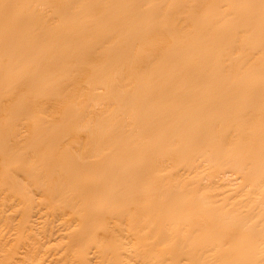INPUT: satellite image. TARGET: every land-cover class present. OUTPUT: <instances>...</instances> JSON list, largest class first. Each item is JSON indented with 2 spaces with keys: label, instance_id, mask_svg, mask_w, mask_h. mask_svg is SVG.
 <instances>
[{
  "label": "rangeland",
  "instance_id": "obj_1",
  "mask_svg": "<svg viewBox=\"0 0 264 264\" xmlns=\"http://www.w3.org/2000/svg\"><path fill=\"white\" fill-rule=\"evenodd\" d=\"M60 2L68 6L69 10L67 12H62L59 8H57V4ZM226 2L227 0H218L214 7H210L211 5L207 0H0V11L6 6L5 3H11L8 4V7H10L9 14L5 17L0 15V20H5V24L0 25V93H2L3 97L1 96V94L0 96L2 97L1 99H4V96H7L8 98H10L9 96H11V98L13 97V99L11 100L13 102V105H17L16 107L20 109L19 112H21L22 114V117L18 115L16 117V115H14V119L11 117L9 118L10 120H8V117L5 116H11L12 113L8 111L9 113L5 115L3 114V112L7 113V111L2 112L0 110V112L2 113L0 116L2 118L4 117L3 119H1L0 117V128H2V124L3 126L5 125L4 127L6 128L9 122H13V120L14 124H16L14 126V124L12 123L11 126L10 123V126H8L6 129H0V131L2 130L3 133L1 134L0 132V139L2 140V142H0V144L2 143V145L0 146V164L2 163L3 165H1L3 167L5 164V166L7 167L9 165L10 168H4L11 169H0L1 171H4H2V173L0 171V264H104V261L105 264H111L110 261L112 262L113 260H110V257L112 258L113 255L111 256L110 253L109 256V253H107L110 251V249L109 251L106 250L107 252H105V256L104 250L102 252L100 250L101 248L95 251L93 245L90 246L89 244H86L88 245V247L85 249L86 251L84 249H80L82 251L81 253V251L77 249L79 247L74 244L73 239L70 238V232H68L70 231L69 229H74L75 227H77L75 226V224H73V221H71L75 219V217L73 215H68L67 210H63V216L60 215V211H57L59 214H56L53 211V214L50 213V206L46 205L47 202L49 204V201H44L45 203H43V200L46 198L44 197L45 193L43 195L40 193L41 189L45 188L44 186L47 187L50 184L51 187L54 186L50 181H53V178L55 176L54 174L57 173L55 170V172L52 171L53 168L50 164L54 162V159L47 157V154H50L49 152L51 151L49 149L54 146L52 148L53 154L51 153L53 156L54 152L57 153V151H59V148L63 149L61 152H58L59 154L62 153V155L58 154L57 156V154H55L58 157L55 159L57 161L60 157L63 156L64 152H68V149H70L71 151L73 149L75 150L76 148L78 149V147L81 149V146L79 145H83L85 141L87 142L85 143V145H88L89 141L96 144L102 142L105 146V141H108L110 143L117 142L127 146L135 147V149L137 148V153H135V155L137 154L136 156L138 158L137 163L139 159L144 162L143 166L141 164V169L143 171H141L142 173L139 172V174L140 176H146V178L142 177V179L147 180V182L143 180V184H146H141V187L143 188H140L143 190L140 189L141 192L137 194V197H139L138 195L140 194L141 197L139 199V202L142 201V203L147 204V207L148 204L152 202L154 197H159L161 194L164 195L169 191L175 192V189L170 190L172 189L171 187L177 189L180 188L178 190L181 192V195L182 193L185 194V197L181 196V198H183V202H188H185V205L187 207L188 205L191 207V209L188 210L187 208H185V210H187L186 217L188 218H186V222L188 224V227L186 225L184 226V228L187 227V229L185 228L187 232L183 228L186 235L183 234L184 231L181 230L183 231L182 234L185 235L183 237L188 239V236H190L193 233L192 231H194L193 227H195V231L200 234L198 236V233L196 234L194 232L195 234L193 233L191 235L192 239L191 237L189 238L191 243L187 242L188 244H185L184 246H191L192 249L188 247L187 249L185 248V251L192 250L193 252H190L194 254L197 250H199V248L201 250L200 246L203 243L200 240L204 239L207 240L208 243H205L206 241L203 240V246H205L206 244L207 246H205L206 250L204 248L202 250H204L206 253L208 249V253L205 255H209V253L210 255L213 254V257H210L209 255L210 258L208 256H205L208 257V260L204 257L206 260H202V263H207V261H209L210 263V259L215 258L212 251L213 249H210L213 247L215 248L216 246L214 245H218L222 241V250H218L219 248L221 249V243L219 244L220 246H218V249L216 248V250H214L219 251L218 254L222 253L223 249L225 251L229 250L230 252L235 247L234 244L238 240L240 234L244 235L246 232V235H248V237H246V235H244V237L246 239H249V241H247L248 244L249 242L252 243V247H254V249H256L255 251L257 252L255 253L254 251V253L251 254L252 258L254 257L253 259H251V262L253 260L252 264L264 263V152H261L264 151V90L262 89V91L258 92L254 91L251 95L247 96L243 94V91L242 93L240 92V90L246 89V86H241L242 83L239 84L244 79H246L242 75L245 67L236 69L235 64L238 67L244 65L254 68L252 57L257 55L258 53L255 50L244 49L247 50V56L239 58L238 53L240 52V49L236 46H233L232 43L234 41L235 43H238L239 38L253 33L254 27L250 26L249 28L245 29L237 27V18H246L247 15H243L240 17L234 13L227 14L228 10ZM248 4L254 6L253 3ZM132 5H134V7ZM167 7L175 9V12L170 16L164 14L161 11V9ZM145 8L149 10L148 14L146 12L143 13L142 10ZM184 11L192 12L194 16L207 15L210 13L216 14L213 16L215 20H210L214 28H209L208 31L212 39L208 37V39L200 40L198 44L210 45L214 42V38L221 32L218 21L225 22L227 25L231 26L233 29V33L230 37H228L227 41L219 45H214L215 48H211V52L208 58L202 54L196 55L194 52H189V49L182 48L185 45V38L190 34L188 29H183L180 31V28H182L184 24L182 18V14ZM262 20L263 18H258L255 24L261 22ZM161 22H164L165 26H162ZM211 24L209 23L208 27H210ZM132 32L148 33L149 36L147 38L139 37L138 34L128 36ZM170 40H175L176 43L181 46L180 48L178 46V48L180 49V51L184 50V52L181 51L182 53H184L185 55L191 54V62H199L198 66L189 67V65H186L184 60L175 59L174 61L173 58L169 57L170 61H174V68H168L158 65L161 61L157 63L156 58L151 56L147 59L136 60L130 68V71L140 74L142 76V79H145V81H149L151 87H168L169 90L173 93L170 97L159 100L152 99L150 98L148 93H146V88H142L140 93L135 92L139 82L125 81L120 86L113 87L117 84V82L120 81L119 78L122 77L125 71L118 70L114 68L113 65L117 62L122 61L127 56H134V54L136 53L137 44L152 43V47L156 49L163 48L165 43ZM124 46L125 48L123 50H120ZM115 49H118L120 51L119 53L112 55ZM87 53L92 54L90 59L89 57H87ZM109 56H111V58H109ZM62 59L72 60V65H64L63 67L60 64ZM197 73H202L203 76L201 78H198ZM189 87L191 89L187 91L184 90ZM174 88L176 91L179 90L182 94L180 95L179 92L174 93ZM191 90L195 91V94L197 93L196 97H194L195 94H192ZM178 94L181 96V98ZM142 105H144V107H141ZM26 108L27 110H25ZM160 108L165 109L159 111ZM21 109H23V111H21ZM24 110L26 112H24ZM24 116L27 117H25V119H29V123L35 121L31 123L32 125L33 123L35 125H37V123H41L37 126H43V129L41 127V130L45 131V134L44 132L36 129L37 126L35 127L36 133L37 131H39V133L37 134H40L42 137H40V139L38 140L40 141V143L35 141L36 139H32L35 142L30 143L32 145L30 146V144L28 143L30 141L27 139L29 138L31 140V136H33V134L35 133L31 130L29 131V137L25 139L28 136V132L25 131V124H27L28 122H26L25 119H21ZM64 117L66 118L68 125L64 123V121L66 122ZM20 120L22 123L25 122L24 125H21V123H19ZM59 123L61 124L59 125ZM69 125L72 128L71 130L70 127L69 129L66 128ZM9 127H15V129L10 128L11 132L5 131L9 130ZM19 127L20 129L18 130ZM53 127H56V129H52ZM58 127L60 128V130ZM16 128L17 131H15ZM61 128L68 131H63L61 130ZM20 130H22V132H25L22 133ZM13 131H15V135L17 133V135L20 136H17V138H19L18 140L16 138L17 141H15V138H13L14 136L11 134ZM61 131H63V135L65 137L63 135H57L58 133L61 134ZM69 131L79 137V139L77 140H80V142L82 140L83 144L78 143V145L76 143L78 142L76 140L77 137L75 136L76 138H74L76 142H74L75 140H73L72 137L73 147L71 146V148H69V145H71L70 143L72 134L69 133L70 135H68V133H66L65 135V132ZM6 132L10 133L7 134ZM20 133H22L23 135L27 134V136L24 135L25 138H21L22 134L20 135ZM5 134L7 137H9V141H11L10 138L12 137L16 142H14V145H11L13 143L12 141H6L7 143H9L7 145L11 147L4 145V138L6 137ZM10 135L12 136L10 137ZM47 135L49 137L50 135H54L58 137V139L60 137L59 140H64L63 143H65L66 145H61L60 143L59 146L58 141L52 142L53 144H55L51 145L52 143H48L49 140L46 139V137H48ZM44 137L45 142L47 140L46 143L48 146L45 144V142L41 143ZM26 140L28 142H25ZM67 140L70 141V143ZM203 140L204 142H202ZM23 143L25 144L23 145ZM34 144L36 145V147ZM40 144H42V147L40 146ZM77 145L78 147H76ZM29 146L31 147V150L33 152L35 150V153L37 149V153H40V158L45 159V161H39V157L37 155L31 154L32 151L30 152V154L31 157H34L29 158ZM96 146L97 145H95V147L93 148L90 145L89 148L91 149L88 148V150L92 151L94 149L95 151ZM98 146L100 148H98ZM98 146L97 151L98 149H100L99 152H101V149H104L102 151L105 152L109 145H106L107 147L105 146V148H103L104 146H102V144H99ZM110 146L109 150L111 148L113 151L114 148ZM87 147L85 146L84 148L87 149ZM55 148L58 149L57 151L53 152ZM7 149L11 150L8 151ZM70 150V153L76 154L74 150V152H71ZM109 150L107 149L105 154ZM11 151L12 153H10ZM88 152L90 153V151ZM109 153L111 152H108L107 154ZM131 153L133 156V152ZM8 154H11V156L19 154L18 156H21L17 158L14 156V161H18H15L16 163H14V161L12 162L13 157L9 156ZM43 154L44 156L46 154L45 157L47 159L45 157H42ZM1 155H4L2 159ZM50 155L49 157L52 156ZM22 156H25L26 158H23ZM136 156H134V158H136ZM35 157L36 159H34ZM75 157H78V155ZM27 158L33 160L31 161ZM135 160L132 161L135 162ZM46 161L49 162V166L52 169L48 168L49 166H46ZM142 161L140 163H142ZM10 162H12L13 165ZM28 162L30 164L33 162V165H30ZM45 162L46 165H43L45 164ZM18 163L22 164L23 166L19 165ZM24 163L26 164L25 166ZM10 164L12 166H10ZM38 164L41 166L40 168ZM18 165L21 166V169ZM28 165H30V167ZM135 166L139 165L136 164ZM150 166L153 168L150 169ZM12 167L16 168L18 172L22 174L23 179H20V177H22L21 174L17 173V170H14V168L12 169ZM47 168L51 171L47 170ZM44 169L45 174L41 173L44 172ZM13 170L14 172H12ZM34 170H36V175H33ZM46 170L50 172H47V175ZM152 170H154L155 172L157 171V174ZM37 172L39 173V175ZM51 172H53L54 174ZM24 173H26V176ZM143 173H148L150 174V176L148 174L144 175ZM28 175H31L29 176V178L34 176V179H28ZM48 175L49 177L52 176L51 180L49 179L50 181L48 180ZM155 175H158L159 177ZM25 177L27 179H25ZM43 177H45V179L47 178V182ZM7 178L11 181H8ZM13 178L15 181H13ZM17 178L20 179L21 183H24L23 186L25 188H23L22 184H20ZM16 181L19 183H17ZM33 181L35 183H33ZM27 182L29 184L28 186L26 185ZM43 182H46V184H44ZM40 183L43 184V186H41L42 184L40 185L41 188L38 186ZM13 184L14 187L17 186L18 188H12ZM19 185H21V187H19ZM168 185L171 186L167 188L169 190L167 191L166 188V190H163V188L168 187ZM26 187L28 188L26 189ZM153 187L157 188L154 189ZM33 188H35V191L33 190ZM150 188H152L153 190H150ZM12 189L15 191L12 192ZM16 189H20L24 191V193H26L25 196H28V203H23V201H25L24 199H26L27 197L21 200V195L24 193ZM26 190L30 191L27 192ZM43 191L44 190L42 189V192ZM14 192H16L17 194H14ZM18 192H20L21 195ZM176 192L178 193V191ZM18 195H20V198H18ZM142 195L145 196L143 197ZM42 197H44V199L39 200L38 202L37 200ZM19 199L24 205H21V203H19L20 201L18 202ZM197 199L200 201H198ZM34 200H36V202L38 203H35ZM190 200L192 201L190 203H192L193 206H191L192 204L189 203ZM52 201L54 203V200ZM52 201L50 203L51 205L53 204ZM193 201L196 202V204L193 203ZM198 202L200 204H198ZM201 202H203V205L201 204ZM41 203L42 206L44 205V207H49H45L49 211H47L44 207L42 208ZM27 204L30 207L27 208ZM57 204L60 203L57 202ZM36 205H38V208H36ZM55 205L56 204L54 203L51 207ZM133 206H131L130 208L132 211L130 209L129 210L133 214L137 215L139 209L134 206L135 209H137L134 212ZM199 206L201 207V210ZM22 207L23 209L27 208L28 210L24 209L26 212L22 211ZM139 207L144 208L145 205ZM44 211H46V215ZM225 211L226 214L224 215ZM227 211L229 213L230 211L231 213L233 211V214H230L232 217L228 216L229 213H227ZM70 212L71 211H69V213ZM131 212L130 214L132 215ZM49 213L52 215H50ZM39 214L41 215L39 216ZM53 215L57 217L54 218ZM45 216L46 219H44ZM69 216H72L71 220ZM224 216L226 219L231 218L230 221L224 220ZM65 217H67V219ZM108 217L111 218L112 216L109 215ZM208 217L211 219H208ZM38 218H42L41 220L43 222L40 219L38 220ZM62 218L64 219L63 222L61 220ZM216 218L217 221H213L214 219L216 220ZM107 219H105L106 222ZM58 220L61 221L58 222ZM108 220L109 221L107 223L111 224L114 219L112 218L111 220ZM188 220H190L189 222L191 224L193 222V227L188 222ZM24 221H26L25 225L23 224L25 223ZM39 221H41L44 225L40 224L41 222ZM196 221L198 222V227L195 224ZM223 221H225L226 223ZM95 222H97V220H95ZM214 222L219 224H216L218 226L216 229H214L216 226H214V228L210 226ZM228 222H231L232 225H230ZM232 222L236 223L233 224ZM60 223L61 226L59 225ZM118 223H114L116 224L115 226H117L118 229L120 226L122 227V225H124H117ZM222 223L224 224L222 225ZM52 224L56 225L52 226ZM114 224L112 223L111 227H113ZM27 226L29 228H27ZM68 226H71V228ZM50 228H53L54 230ZM122 228L127 229V227L124 226ZM122 228L119 229V231H121L119 232V234L122 232L123 233L117 237L116 235L118 233V229L116 230V227L114 229L115 232H113L114 230L112 232L111 230H109L108 235L106 236L103 234H107V231L102 232V229H98L99 231L95 230L98 231L95 233L96 236L94 235V233H92L91 235L96 237V239L100 238L101 243L103 242V240H105L108 246H112L115 240L118 239V237H120L121 239L124 238L122 240L123 242L119 239L122 243H124H121L123 246L120 244L123 248H121V246L119 248H121L122 250L126 248L123 251L119 249V251L121 252H119V256H124H121V259H124L122 260L124 264H149V260L150 264H152V262L154 263V261H156L155 256L152 257L151 255V257L149 255L148 257L145 256V259L141 258L142 256L139 255L141 257H139L140 259H137V254L141 250L139 251L140 248H138V246L137 248L139 252L137 251V249L133 248L135 246V239L132 236L133 231H130L132 232V235L130 236L129 234L130 237H128V239L130 238V241L132 243L130 241L127 242L128 240L125 239L127 238L125 236H128L129 232H126L128 230L124 231V229ZM211 228H213L215 232ZM237 228H239L238 231ZM24 229L27 232H25ZM48 229L52 230L50 231L51 236H49L50 232ZM191 229L193 230L191 231ZM189 230L190 232H188ZM43 231L46 233H44ZM139 232L140 235L138 234L135 236V238L137 237V240L139 239V242L136 243L139 245L143 242L144 245V242H147V240L145 238H142V236L145 237V234L143 233L142 235V231ZM31 233L34 234V236H32ZM66 233L69 237L65 235ZM125 233H127V235H125ZM188 233L191 234L189 235ZM209 233V236L206 235ZM233 233L238 234L236 238L237 240H234L235 235ZM112 234L116 238H114L113 236H109ZM182 234H180V237H182ZM194 235H196V238L193 237ZM211 235H213L214 238ZM201 236L203 237V239ZM131 238H133L134 241H132ZM193 238L197 240L194 241L195 239L193 240ZM240 238L241 237H239V239ZM109 239L111 241H109ZM113 239L115 240L113 241ZM142 239L144 240L142 241ZM211 240H219V243L214 244V242L216 241L212 242ZM112 241L113 243L110 244ZM124 241L127 243L125 244ZM210 241L214 245L210 246ZM69 242L72 243L67 246L69 247V250H67L68 248L65 249V247L66 244H69ZM230 242L235 243L231 244ZM106 243L103 242L102 244ZM115 243L117 244L119 243V241H116ZM129 243L133 244L134 246H131ZM192 243L194 247H192ZM256 243L258 246L256 245ZM26 244L28 245V247H26ZM29 244L33 247H31ZM117 245L119 246V244ZM35 246H37L38 248H36ZM97 246L99 248L103 245L99 246L98 244ZM158 246L161 247V244ZM158 246L157 248L160 249V247ZM89 247H91V249ZM249 247L252 248L251 246ZM258 247L259 251L257 250ZM12 249L17 251H12ZM64 249L67 251L65 252ZM133 249H135L136 251H133ZM234 249H236V247ZM25 250L29 253H26ZM77 250L80 252H78ZM125 251L127 253L129 252L128 254L130 256L133 255V259L128 256V254L124 253ZM97 252L99 253V255H97ZM100 252H102L103 254H101ZM135 252L136 254H134ZM83 253L86 254L84 255ZM95 254L97 256H95ZM62 255L64 256L62 257ZM191 255L189 254V257H185L186 259L181 258L183 255L181 257L179 256L182 260L179 257L177 260L176 257V262H183L185 260L186 263L187 259L189 260L190 257L192 258ZM3 256L6 259H4ZM82 256H84V260ZM119 256L117 258H119ZM135 256L137 258H135ZM162 256L163 255L156 258L158 260L162 258L164 259V257L166 258L165 255L163 257ZM72 257H74V261ZM78 257L80 258V260L77 259ZM99 257L102 258V261ZM105 257H107V261L104 260L106 259ZM225 258L224 260L228 262L226 264L233 263L231 261V258H227L228 260ZM167 259L169 260V257H167ZM218 259L220 258H217V260ZM140 260H142L141 263ZM145 260L148 261L146 262ZM118 261H120V259ZM122 261L121 263H118L123 264ZM160 261L162 262L163 260ZM171 261L172 260H169V262L165 261L166 263H163L172 264ZM199 261L201 262V260ZM189 262L187 261V264L192 263L191 259L189 260ZM215 262L219 263V261ZM215 262L213 263L215 264ZM248 262L251 263L250 261ZM223 263L225 264V262ZM223 263L220 262V264ZM242 263L243 260H241V262L238 264ZM180 264L183 263L180 262Z\"/></svg>",
  "mask_w": 264,
  "mask_h": 264
},
{
  "label": "bare ground",
  "instance_id": "obj_2",
  "mask_svg": "<svg viewBox=\"0 0 264 264\" xmlns=\"http://www.w3.org/2000/svg\"><path fill=\"white\" fill-rule=\"evenodd\" d=\"M209 3H210V7H214L215 5H216V3H217V1L218 0H207ZM148 2H150V1H148ZM227 4V10H228V12H227V14H229V13H234V14H236L237 16H243V15H247V17L246 18H237V20H236V23H237V27H239V28H241V29H245V28H249L250 26L251 27H254V29H253V33H251L250 35H247V36H245V37H241V38H239V42L238 43H235V41L232 43V45L233 46H236L237 48H239L240 49V52L238 53V57L239 58H241V57H246L247 56V50H244V49H251V50H255V51H257V55H255V56H253L252 57V61H253V63H254V68H257V69H254V68H251V67H249V66H244V65H241L240 67H238L236 64H235V68L237 69V68H241V67H245V69H244V71H243V73H242V75H243V77L244 78H246V79H244L242 82H240L239 84H241L242 83V85L241 86H246V89L245 90H240V92L242 93V91H243V94L245 95V96H247V95H251L252 94V92H258V91H262V89L264 90V0H227V2H226ZM248 3H253V5L254 6H251L250 4H248ZM6 4V6L4 7V9H2L1 11H0V15L1 16H3V17H5L6 15H8L9 14V11H10V7H8V4H11V3H5ZM13 5V4H12ZM133 7H134V5H132ZM159 7V6H158ZM57 8H59L62 12H67L68 10H69V8H68V6L66 5V4H63L62 2H60V3H58L57 4ZM143 11V13H147L148 14V12H149V10L147 9V8H145V9H143L142 10ZM161 11L164 13V14H167V15H172L174 12H175V9H172V8H170V7H167V8H163V9H161ZM214 15H216V14H214V13H210V14H207V15H198V16H194L193 15V13L192 12H186V11H184L183 12V14H182V18H183V21H184V24H183V26H182V28H180V31L181 30H183V29H188L189 30V32H190V34H189V36H187L186 38H185V40H184V47H182L183 49H189L188 51L189 52H194L196 55H199V54H202V55H204V56H206L207 58L209 57V54H210V52H211V48H215V46L214 45H219V44H221V43H223V42H225V41H227V39H228V37H230L231 35H232V33H233V29H232V27L231 26H229V25H227L225 22H220V21H218V25H219V27H220V34L219 35H217L215 38H214V42L212 43V44H210V45H206V44H198V42L200 41V40H203V39H208V37L210 38V39H212V37H211V35L209 34V28H214V26L211 24V19H212V21H214L215 19H214ZM258 18H263V20L261 21V22H259V23H257V24H255L256 23V21H257V19ZM211 24L210 25V27H208V24ZM1 24H5V20L4 19H2V20H0V25ZM161 25L162 26H165V24H164V22H161ZM138 34V36L139 37H148L149 36V34L148 33H136V32H132V33H130L128 36H130V35H137ZM152 43H144V44H142V43H139V44H137V46H136V53L134 54V56H127V57H125L122 61H120V62H117V63H115L114 65H113V67L114 68H116V69H118V70H125L124 71V73H123V75H122V77H120L119 79H120V81L119 82H117V84L115 85V86H113V87H118V86H120L123 82H125V81H133V82H139L138 83V85H137V88H136V91L135 92H138V93H140V91H141V89L142 88H146V93H148V95L150 96V98H152V99H155V100H159V99H164V98H167V97H170L173 93H172V91H170L169 90V88L168 87H162V88H159V87H151L150 86V83H149V81H145V79H142V76L140 75V74H137V73H134V72H132V71H130V68L132 67V65L134 64V62L136 61V60H139V59H147L148 57H155L156 58V61H157V63L158 62H160L158 65H160V66H164V67H168V68H174V61H175V59H180V60H184L185 61V63H186V65H189V67H196V66H198V64H199V62H191V58H192V55L191 54H184V53H182V52H184V50H181L180 51V47L181 46H179L177 43H176V41L175 40H170V41H167L166 43H165V45L163 46V48H153L152 47ZM178 46H179V48H178ZM125 48V46L124 47H122L120 50H123ZM120 50H118V49H115L114 51H113V53H112V55L113 54H117V53H119V51ZM130 51H131V49H130ZM87 55V57H89V59H90V57L92 56V54L91 53H87L86 54ZM111 55V56H112ZM111 56H109V58H111ZM169 57H171V58H173L174 59V61H170L169 60ZM60 64L64 67V65L65 66H69V65H72V60H68V59H62L61 60V62H60ZM154 72H157V71H154ZM189 72V71H188ZM58 74V73H57ZM203 75H202V73H197V77L198 78H201ZM237 81H239V80H237ZM189 89H191L190 87L189 88H186V89H184V90H189ZM173 92L174 93H176V92H179V94L181 95L182 93H180V91L178 90V91H176L175 90V88L173 89ZM183 92H185V91H183ZM189 92V91H188ZM191 92H192V94L195 92V91H192L191 90ZM190 93V92H189ZM1 94V96H2V93H0ZM178 94V95H179ZM185 94V93H184ZM183 94V95H184ZM195 94V93H194ZM197 94V93H196ZM196 94H195V96L194 97H196ZM169 95V96H168ZM179 95V96H180ZM186 95H187V93H186ZM0 96V110L3 112V111H7V113L6 112H3V114H8L9 112H11L12 113V115L11 116H5V117H8L7 119L8 120H10L9 118H13L14 117V115H16V117H17V115L18 116H20V117H22L21 115V112H19V108L18 107H16L17 105H13V102L11 101L12 99H13V97L11 98V96H9L10 98H8L7 96H4L5 98L4 99H1L2 97ZM178 96V97H179ZM184 97V96H183ZM180 98H181V96H180ZM12 102V103H11ZM15 103V102H14ZM144 103H145V100H144ZM17 104V103H16ZM27 107V106H26ZM141 107H144V105H142ZM17 108V109H16ZM24 109V108H23ZM23 109H21V111H23ZM165 108H160V110L159 111H161V110H164ZM25 110H27V108L25 109ZM24 110V112H26ZM9 111V112H8ZM23 112V113H24ZM10 113V114H11ZM19 113H20V115H19ZM2 113L0 112V115H1ZM26 114V113H25ZM24 115V114H23ZM161 115H163V114H161ZM167 115V114H166ZM3 116V115H2ZM27 116V115H26ZM26 116H24L23 118H21L22 120H24L25 119V117ZM1 117V116H0ZM15 117V118H16ZM28 117V116H27ZM26 117V118H27ZM67 117V116H66ZM4 118V117H3ZM2 117H1V119H3ZM34 118H35V116H34ZM33 118V119H34ZM159 118H160V115H159ZM14 119V118H13ZM64 119L66 120V118L64 117ZM64 119H63V121H64ZM6 120V119H5ZM16 120V119H15ZM29 120V119H28ZM28 120L27 119H25V121L26 122H28ZM1 121V120H0ZM7 121V120H6ZM12 121V120H11ZM19 121V120H18ZM24 122V121H23ZM32 122H35V121H32ZM31 122V123H32ZM1 123V122H0ZM2 123H6V122H2ZM10 123H11V126H12V123L14 124V120H13V122H9V124H8V126H10ZM19 123H21V125H24V123H22L21 122V120H20V122ZM31 123H27V124H25L26 125V130L25 131H27L28 132V136H27V134L25 135V136H27L26 138L24 137V135L22 134L23 132H25V131H23L22 132V130H20L22 133H20V135H21V138L22 137H24L25 139H27L28 137H29V131L31 130L32 132H35L34 134H33V136H31V140L28 138L27 140H29L30 142H28L27 140L25 141V142H28L29 144L30 143H34L35 141H37V142H39L40 143V141H38L39 139H40V137H41V135L40 134H37V133H39V131H42V132H44V134H45V131H43V130H41V127H42V129H43V126L41 125V126H37L39 123H37V125H35L34 123H33V125L31 124ZM64 123H66L67 124V120H66V122L64 121ZM41 124V123H40ZM39 124V125H40ZM61 123H59V125H60ZM63 124V123H62ZM7 125V124H6ZM16 124H14V126H15ZM58 125V126H59ZM68 125V124H67ZM5 126V125H4ZM3 126V124L1 125V127L2 128H0V129H6L5 127ZM38 128H37V127ZM45 126V125H44ZM4 127V128H3ZM22 127V126H21ZM24 127V126H23ZM35 127H36V129H38L39 131H37V133H36V129H35ZM40 127V128H39ZM69 127H70V125L69 126H67L66 128L67 129H69ZM13 128V127H9V130H5V131H10L11 129ZM49 128V127H48ZM59 128V127H58ZM65 128V129H66ZM13 129H15V127L13 128ZM20 129V127L18 128V130ZM32 129H34V130H32ZM50 129V128H49ZM52 129H56V127L54 128H52ZM72 128L70 127V130H71ZM59 130H60V128H59ZM61 130H63L62 128H61ZM4 131V132H5ZM15 131H17V128H16V130ZM15 131H13L11 134L14 136L13 138H15V141H17L19 138H17V136H19V135H17V133H16V135L14 134V132ZM20 131H18V132H20ZM63 131H68V130H63ZM63 131H61V134H59L58 132H56V133H58L57 135H63L64 133H63ZM1 132V134H3L2 133V130L0 131ZM11 132V131H10ZM9 132V133H10ZM52 132H54V131H52ZM60 132V131H59ZM7 133V132H6ZM9 133H7V134H9ZM66 133H68V135H70V134H72L70 131L69 132H65V135H66ZM70 133V134H69ZM0 134V135H1ZM19 134V133H18ZM31 134V133H30ZM47 134H50V133H47ZM55 134V133H54ZM12 135H10V137L12 136ZM73 135V136H72ZM71 135V143H70V141H68L71 145H69L70 147L69 148H71V146L73 147V143H72V137H73V140H75V138L77 137L76 135H74V134H72ZM4 136V135H3ZM3 136H1V137H3ZM5 136H6V134H5ZM16 136V137H15ZM46 136V135H45ZM48 136V135H47ZM64 136V135H63ZM76 136V137H75ZM7 137V136H6ZM6 137L4 138L5 139V144L4 145H7V144H9V143H7L8 141H9V137H7V139H6ZM20 137V136H19ZM33 137V138H32ZM65 137V136H64ZM68 137V136H67ZM75 137V138H74ZM12 137L10 138V140L13 142L11 145H14L16 142L14 141V139H13ZM16 138H17V140H16ZM42 138V137H41ZM32 139H36L35 141H33ZM45 137L43 138V140L41 141V143L43 142H45ZM46 139H48L49 140V142L48 143H52V142H59V146H60V143H61V145L62 144H65V143H63L64 142V140H59L60 139V137H59V139H58V137H56V136H54V135H50V137L48 136V137H46ZM77 139H79V137H77L76 138V140ZM1 140V139H0ZM21 140V139H20ZM70 140V139H69ZM76 140L74 141V142H76ZM87 140V139H86ZM201 140V139H200ZM7 141V142H6ZM11 141H9V142H11ZM61 141V142H60ZM78 141V140H77ZM0 142H2V140L0 141ZM15 142V143H14ZM22 142V141H21ZM36 142V143H37ZM46 142H47V140H46ZM45 142V144L47 145V143ZM104 142V141H103ZM106 143H104L105 144V146L107 145H111L110 147H113L114 148V150L112 151V149L110 148V150H109V146L107 147V149L109 150V151H107V153L108 152H111V153H109V154H105V152H106V150H105V152L104 151H102V150H104V149H101V152H99L100 151V149H98V151H97V146L100 144H102V146H104L103 145V143L102 142H100L99 144H96V143H91V142H89L88 141V143L91 145V147H93V145L95 144V145H97L96 146V152L94 151V149L92 150V151H94V152H92L91 150H88V148H89V146L86 144L85 145V143H87L86 141L84 142V144H83V142H82V140H81V142H80V140L78 141V142H76L77 144L78 143H82L83 145H79V146H81V149L78 147V145L76 146V147H78V149L76 148L74 151H75V153L76 154H73V153H70L69 152V150L70 149H68V147H67V149H68V152H64V154H63V156L62 157H60L59 158V160H55L56 158H58L57 156H58V152L60 151H62L63 149H60L59 148V146H58V148H59V151H57V149L55 148L54 150H53V152L54 151H57V153L56 152H54V156L52 155L53 153H52V148L54 147V146H52V148H48L49 150H51L49 153L52 155H50V154H47V157L48 158H53L54 160V162L53 163H50L51 164V167L53 168V170L52 171H56L57 173H53V172H51V173H53L55 176H54V178H53V181L51 180V177L53 176V174H52V176L51 177H49V175H48V180L50 181V182H52V184L54 185H52L53 187H51V184L50 185H48L47 187L46 186H44L45 188H42L44 191L42 192V189H41V191H40V193L43 195L44 193H45V196L44 197H46L45 199H44V197H42V198H40V199H38L37 201L39 202V200H42V199H44L43 200V203H45L44 201H49V204L51 203V201L52 200H54V203L56 204L55 206H53V207H51L54 203H53V201H52V205L50 204H48V202H47V204L46 205H48V206H50V208L49 207H47V206H45V207H47V208H49L50 209V213H52L53 214V212H55L56 214L59 212L60 213V215H62L63 213L62 212H64L63 210H67L68 211V215H73L74 217H75V219H73V220H71V217L69 216V218H70V220L71 221H73V224H75V226H77V227H75L74 229H72L71 228V226H68V227H70L71 229H69V228H67V229H69L70 231H68V232H70V238H72L73 239V243L74 244H76L79 248H77L78 250H82V249H86L87 247H88V245H86V244H89L90 246L91 245H93V247L95 248V251L96 250H99L100 248V250L103 252V250H104V255H105V252H107V251H109V249H110V251L109 252H107V253H109L108 255L110 256V253H111V256H112V258L110 257V260L112 259L113 261L111 262L110 261V263L111 264H119V263H121V261L122 260H124V259H121V256H123V255H121V256H119L120 254H119V249L121 250V251H123L124 249H126V248H124L123 250L121 249V248H123L122 246V244H124V243H122L123 241V239H121L120 237H118V239H113V241L115 240V242L117 241H119V243H117V244H119V246L114 242L113 243V241L110 243V244H112L113 243V245L112 246H108L107 245V243L105 242V240H103V242L104 243H106V244H102L101 243V240H100V238L99 239H96V237H94L93 235H91L92 233H94V235H95V233L96 232H98L99 230L98 229H102L103 231L102 232H104V231H107L106 233L107 234H103V235H108V231L109 230H111V232L115 229V227H116V230L118 229L117 228V226H115L116 224H114L115 222H119L117 225H122V224H124V225H122V227L124 226V227H127V229L125 228H122L121 226L119 227V229L120 228H122V229H124V231H126V230H128V231H126V232H129L128 233V236H125V237H127V238H125V239H127L126 241L127 242H129L130 241V238L128 239V237H130L131 235H132V232H130V231H133V238L135 239V241L133 240V238H131L132 239V241H134L135 242V244H134V242H133V244L135 245H133V244H130L131 246H134L133 248H135V249H137V251H138V248H140L139 249V253L137 254V257L135 256V258H137V259H140L139 257H141V258H143V259H145L144 257L145 256H147L148 257V255L150 256H152V257H154L155 256V260L156 261H154V263L152 262V264H165L166 262H169V260H172L171 261V263L172 264H180V262L181 263H185V260L182 262V261H180V262H176L177 260H178V257L180 256H182L181 258H187V256L189 257V254L191 255V254H193V253H191V252H193L192 250H187V251H185V248L187 249L188 247L190 248V249H192L191 248V246H188V245H186V246H184L185 244H188L187 242H190V237H191V235L195 232L196 234L198 233L197 231H195V227H193V222H192V224L189 222L190 220H188V222L191 224V226L194 228V231H192L193 229H191V231L193 232L190 236H188L187 238L189 239H186L185 237H183V236H185L186 234H185V231H186V229H187V227H188V224H187V222H186V218H188V217H186V211L188 210V209H191V207L188 205V207L185 205L186 203H188V202H183V198H181V196H183V197H185L184 195L185 194H183L182 193V195H181V192L178 190V189H180V188H174V187H171V186H169L168 185V187H164L163 188V190L166 188H169V187H171L172 189H170V190H174L175 189V192L173 191H169V192H167V193H165V192H163V193H165L164 195L163 194H158V195H160L159 197L157 196L156 198L154 197L153 198V200H152V202L151 203H149L148 204V207H147V204H144V203H142V201H140L139 202V199H140V194L138 195L139 197H137V194L138 193H140L141 191H140V189L141 188H143V187H141L142 185L141 184H143V182L144 181H146L147 182V180L145 179H142V177H144V176H140V174H139V172H141V171H143L142 169H141V164H142V166L144 165L143 163V161L142 160H140L139 159V161H138V163H137V160H138V158H137V154L135 155V153H137L136 152V149H135V147H132V146H127V145H124V144H121V143H117V142H114V143H110V142H108V141H105ZM202 142H204V140L202 141ZM38 143V144H39ZM200 143V142H199ZM25 143H23V145H24ZM27 144V143H26ZM49 144V145H50ZM55 144V143H54ZM53 143L51 144V145H54ZM68 144V143H67ZM198 144V143H197ZM2 145V143L0 144V146ZM35 145V144H34ZM42 144H40V146H41ZM45 145V146H46ZM58 145V144H57ZM66 145V144H65ZM64 145V146H65ZM76 145V144H75ZM74 145V146H75ZM87 147V149L86 148H84L85 146ZM95 145H94V147H95ZM8 147H11V146H9V145H7ZM30 146H32L31 144H30ZM29 146V154H30V152L32 151L31 150V147ZM39 146V145H38ZM39 146V147H40ZM45 146H43V147H45ZM48 146V145H47ZM56 146V145H55ZM68 146V145H67ZM84 146V147H83ZM101 146V147H102ZM105 146L103 147V148H105ZM4 147V146H3ZM8 147H6V148H8ZM25 147V146H24ZM35 147H36V145H35ZM38 147V148H39ZM42 147V146H41ZM62 147V146H61ZM93 147V148H94ZM14 148V147H13ZM47 148V147H46ZM98 148H100L99 146H98ZM129 148V149H128ZM131 148V149H130ZM40 149H42V148H40ZM89 149H91V148H89ZM8 150V149H7ZM11 149H9L8 151H10ZM13 150V149H12ZM34 150V149H33ZM66 150V149H65ZM72 150V151H73ZM264 150V149H263ZM5 151V150H4ZM8 151H7V153H8ZM45 151V150H44ZM43 151V152H44ZM47 151V150H46ZM71 151V150H70ZM71 151V152H72ZM73 151V152H74ZM77 151V152H76ZM88 151H90V153L88 152ZM6 152V151H5ZM20 152V151H19ZM22 152V151H21ZM131 152H133V156H132V153ZM261 152H264V151H261ZM6 153V154H7ZM10 153H12V151L10 152ZM36 153H37V149H36ZM35 153V150H34V152L32 151V153L31 154H33V155H37L36 157L39 159V161L41 160V161H45V159H41L40 158V153H37L36 154ZM93 153V154H92ZM99 153V154H98ZM104 153V154H103ZM1 154V153H0ZM15 154H17V153H15ZM21 154H23V153H21ZM28 154V156H29V158H33L34 156H32L31 157V154L29 155ZM55 154H57V156L55 155ZM9 155V154H8ZM19 155V154H18ZM18 155H14L16 158L17 157H20V156H18ZM25 155V154H24ZM42 155V154H41ZM49 155L51 156V157H49ZM59 155H62V153L61 154H59ZM78 155V157H75V156H77ZM9 156H11V154L9 155ZM8 156V157H9ZM14 156H11V157H13V160H12V162L14 161ZM45 156H46V154H45ZM44 156V154H43V156L42 157H45ZM56 156V157H55ZM134 156H136V158H134ZM2 157H4V155L2 156L1 155V159H2ZM23 157V156H22ZM22 157H21V159H22ZM36 157L34 158V159H36ZM15 158V159H16ZM23 158H26L25 156L23 157ZM29 158H27V159H29ZM46 158V157H45ZM92 158V159H91ZM47 159V158H46ZM136 159V160H135ZM24 160H26V159H24ZM23 160V161H24ZM29 160H33V159H29ZM132 160H135V162L134 161H132ZM16 161V160H15ZM14 161V163H16V162H18V161H16L15 162ZM19 161H21V160H19ZM22 161V162H23ZM38 161V160H37ZM48 161H49V159H48ZM48 161H46L47 162V165H46V162H45V164H43V165H46L47 167L50 165L49 164V162ZM142 161V163H140ZM12 162H10L12 165H13V163ZM34 162V161H33ZM32 162V163H33ZM50 162H51V160H50ZM21 163V162H20ZM29 163V162H28ZM30 164V165H33V164ZM42 163V162H41ZM137 165H139V166H135L136 164ZM2 164V163H1ZM0 164V165H1ZM10 164V166H12ZM19 164V163H18ZM26 164H27V162H26ZM25 163H24V166L26 165ZM3 165V164H2ZM1 165V166H2ZM6 165V164H5ZM4 165V167H7V166H5ZM14 165H16V164H14ZM19 165H22V164H19ZM18 165V166H19ZM30 165H28L29 167H30ZM37 165V164H36ZM39 165V164H38ZM0 166V167H1ZM23 166V165H22ZM45 166V167H46ZM147 166V165H146ZM154 166V165H153ZM3 166L0 168V169H2L3 168V170L4 169H7L8 167H9V165H8V167L7 168H4ZM20 167V169H21V166H19ZM41 166L39 165V168H40ZM43 167V166H42ZM50 166L48 167V168H51ZM148 167H149V165H148ZM10 168V167H9ZM14 167H12V169H13ZM24 168H26V167H24ZM24 168H22V169H24ZM34 168V167H33ZM47 168V170H50V169H48ZM51 168V169H52ZM145 168V167H144ZM151 168H153V167H151L150 166V169ZM155 168V167H154ZM157 168V167H156ZM16 168H14V170H15ZM19 169V168H18ZM35 169V168H34ZM46 169V168H45ZM45 169L43 170L44 172H41V173H44L45 174ZM146 169H148V168H146ZM2 170V171H3ZM7 170H11V169H7ZM14 170L12 171V172H14ZM17 170V169H16ZM26 170V169H25ZM41 170V169H40ZM46 170V175H47V172H49V171H47ZM145 170V169H144ZM1 171V170H0ZM2 171H1V173H2ZM51 171V170H50ZM54 171V172H55ZM146 171V170H145ZM152 171H154V170H152ZM4 172V171H3ZM5 172H6V170H5ZM11 172V173H12ZM22 172H25V171H22ZM31 172H32V169H31ZM34 172H35V174H34ZM34 172H33V175H36V170H34ZM40 172V171H39ZM149 172V171H148ZM157 172V171H156ZM155 171H154V173H156ZM8 173V172H7ZM17 173H20V172H18V170H17ZM38 173V172H37ZM50 173V172H49ZM142 173V172H141ZM150 173V172H149ZM13 174V173H12ZM11 174V175H12ZM21 174V173H20ZM25 174V176H26V173H24ZM29 174H31V173H29ZM144 174V173H143ZM148 174V173H147ZM147 174H144V175H147ZM152 174V173H151ZM157 174V173H156ZM2 175V174H1ZM5 175H6V173H5ZM38 175H39V173H38ZM95 175H97V176H95ZM149 176H150V174H148ZM17 176V175H16ZM21 176H22V174H21ZM29 176H31V175H28V179H34L33 177H30L29 178ZM41 176H42V174H41ZM40 176V177H41ZM44 176V175H43ZM153 176V175H152ZM151 176V177H152ZM155 176H157V177H159L158 175H155ZM8 177H10V176H8ZM11 177H13V176H11ZM141 177V178H140ZM1 178H3V177H1ZM5 178H6V176H5ZM36 178V177H35ZM37 178H39V177H37ZM44 178V180L46 181V179H45V177H43ZM144 178H146V176L144 177ZM148 178V177H147ZM150 178V177H149ZM153 178V177H152ZM12 179V178H11ZM18 179V181L20 182V179H23V176L22 177H20V179L19 178H17ZM25 179H27L26 177H25ZM151 179V178H150ZM160 179V178H159ZM7 180H8V178H7ZM6 180V181H7ZM144 180V181H143ZM153 180V179H152ZM151 180V181H152ZM161 180V179H160ZM261 180V179H260ZM264 180V179H263ZM8 181H11V180H8ZM7 181V182H8ZM13 181H15L14 180V178H13ZM26 181V180H25ZM27 181H29V180H27ZM31 181V180H30ZM36 181H38V180H36ZM150 181V180H149ZM262 181V180H261ZM17 182V181H16ZM19 182H17V183H19ZM22 182H24V181H22ZM40 182H42V181H40ZM47 182V181H46ZM46 182L44 183V184H46ZM55 182H56V184H55ZM155 182V181H154ZM158 182V181H157ZM263 182V181H262ZM9 183V182H8ZM33 183H35L34 181H33ZM32 183V184H33ZM4 184V183H3ZM11 184V183H10ZM20 184H22V186H23V184L24 183H21L20 182ZM42 183H40L38 186L41 188V186H43V184L41 185ZM146 183H144L143 185H145ZM165 184V183H164ZM12 185V184H11ZM11 185H10V187H11ZM27 186L29 185L28 184V182H27V184H26ZM41 185V186H40ZM152 185H154V184H152ZM35 186V185H34ZM37 186V187H38ZM147 186V185H146ZM149 186H150V184H149ZM162 186V185H161ZM160 186V187H161ZM6 187H8V186H6ZM9 187V188H10ZM17 187V186H16ZM16 187H14V184H13V187L12 188H16ZM19 187H21V185H19ZM31 187V186H30ZM33 187V186H32ZM141 187V188H140ZM160 187H159V189H160ZM18 188V187H17ZM23 188H25L24 186H23ZM28 187H26V189H27ZM154 188V187H153ZM157 188V187H156ZM156 188H154V189H156ZM38 189V188H37ZM36 189V190H37ZM145 189V188H144ZM152 188H150V190H151ZM162 189V188H161ZM165 189V190H166ZM177 189V190H176ZM16 190H20V189H16ZM24 190V189H23ZM33 190L35 191V188H33ZM46 190V191H45ZM141 190H143V189H141ZM149 190V191H150ZM153 190V189H152ZM169 189H167V191H168ZM13 191H15V190H13L12 189V192ZM20 191H22V190H20ZM27 191V190H26ZM30 191V190H29ZM29 191H27V192H29ZM176 191H178V193L176 192ZM10 192H11V189H10ZM37 192H38V190H37ZM146 192V191H145ZM151 192V191H150ZM154 192V191H153ZM153 192H152V194H153ZM158 192V191H157ZM179 192H180V194H179ZM20 195H21V193L20 192H18ZM22 193H24V191H22ZM39 193V192H38ZM155 193V192H154ZM12 194V193H11ZM14 194H17L16 192H14ZM46 194H47V196H46ZM142 194H143V191H142ZM149 194V193H148ZM151 194V193H150ZM20 195H18L19 197L18 198H20ZM26 195V193H24V194H22L21 195V200L22 199H24V198H26V199H24L25 201H23V203L24 202H27L28 203V201H27V199H28V196H25ZM30 195V194H29ZM40 195V194H39ZM155 195V194H154ZM156 195H157V193H156ZM22 196H23V198H22ZM38 196V195H37ZM143 196V195H142ZM145 196V195H144ZM143 196V197H144ZM138 198V199H137ZM147 198V197H146ZM158 198V199H157ZM191 198V197H190ZM34 199V198H33ZM37 199V198H36ZM48 199V200H47ZM144 199V198H143ZM196 199V198H195ZM31 200H32V198H31ZM51 200V201H50ZM58 200V201H57ZM181 200H182V202H183V204H182V202H181ZM198 200V199H197ZM197 200H194V201H197ZM20 201V199L18 200V202ZM35 201V203H38V202H36V200H34ZM58 203H60L61 204V206H60V204H57V202ZM59 201H61V202H59ZM193 201V203H195L196 204V202H194ZM198 201H200V200H198ZM190 202H192L191 200L189 201V203ZM19 203H21V205H24V204H26V203H24V204H22V201H20ZM33 203V202H32ZM146 203H147V201H146ZM63 204V205H62ZM139 204H141V205H139ZM190 204H192V203H190ZM194 204V205H195ZM198 204H200L199 202H198ZM201 204L203 205V202H201ZM35 205V204H34ZM135 206L136 208H138L139 209V212H137L138 214L136 215V214H133L131 211V206ZM143 205H145V207L143 208V207H139V206H143ZM27 206V208L28 207H30V206H28V204L26 205ZM25 206V207H26ZM32 206H33V204H32ZM38 205H36V208H38L37 207ZM41 206H42V203H41ZM40 206V207H41ZM133 206V208H134V212H135V210H137V209H135V207ZM191 206H193V204L191 205ZM201 206V205H200ZM199 206V207H200ZM44 207V205L42 206V208ZM44 207V208H45ZM57 207V208H56ZM61 207V208H60ZM66 209H65V208ZM190 207V208H189ZM202 207V206H201ZM201 207H200V210H201ZM26 208V209H27ZM56 208V209H55ZM59 208V209H58ZM185 208H187V210H185ZM198 208V207H197ZM22 209H23V207H22ZM25 209V208H24ZM22 210V211H25V210ZM46 209V208H45ZM131 211H130V210ZM184 209V210H183ZM203 209V208H202ZM28 210V209H27ZM36 210V209H35ZM42 210V209H41ZM47 211H49L48 209H46ZM62 210V211H61ZM198 210V209H197ZM53 211V212H52ZM58 211V212H57ZM69 211H71L70 213H69ZM182 211H185V212H182ZM191 211V210H190ZM26 212V211H25ZM25 212H22V213H25ZM45 212V215H46V211H44ZM130 212L132 213V215L130 214ZM36 213H37V211H36ZM39 213H40V211H39ZM49 213V214H50ZM58 213V214H59ZM184 213V214H183ZM192 213V212H191ZM227 213H229L228 211H227ZM31 214V213H30ZM33 214H34V211H33ZM52 214H50V215H52ZM226 214V211H225V213H224V215ZM230 214H233V211H232V213H231V211H230V213H229V217L231 216ZM41 214H39V216H40ZM42 215H43V213H42ZM109 215H111L112 217L111 218H109L108 216ZM135 215H136V217H135ZM28 216H29V214H28ZM54 216V215H53ZM52 216V217H53ZM63 216V215H62ZM61 216V217H62ZM67 216V215H66ZM190 216V215H189ZM207 216H208V214H207ZM235 216V215H234ZM43 217V216H42ZM57 217V216H56ZM55 216H54V218H56ZM68 217V216H67ZM67 217H65L66 219H67ZM206 217V216H205ZM232 217V216H231ZM51 218V217H50ZM59 218H60V216H59ZM68 218V219H69ZM114 219L113 220V227H111V225H112V223L111 224H109V223H107L109 220L108 219ZM194 218V217H193ZM218 218V217H217ZM217 218H216V220L214 219L213 221H217ZM223 218H225V216L223 217ZM228 218V217H227ZM40 218H38V220H39ZM42 219V218H41ZM40 219V220H41ZM44 219H46V216L44 217ZM105 219H107V222H106V220ZM190 219V218H189ZM192 219V218H191ZM208 219H211V218H209L208 217ZM213 219V218H212ZM231 219V218H230ZM230 219L228 218V219H224V220H228V221H230ZM24 220V219H23ZM49 220V219H48ZM53 220V219H52ZM62 220V222H63V218L61 219ZM60 220V221H61ZM74 220H75V223H74ZM95 220H97V222H95ZM99 220V221H98ZM140 220H141V222H140ZM183 220V221H182ZM194 220V219H193ZM200 220V219H199ZM206 220V219H205ZM219 220V219H218ZM42 221V220H41ZM41 221H39V222H41ZM59 220H58V222H60ZM204 221V220H203ZM207 221V220H206ZM220 221V220H219ZM239 221V220H238ZM25 223H23L24 225L26 224V221H24ZM43 222V221H42ZM40 223V224H43V223ZM46 222V221H45ZM53 222V221H52ZM51 222V223H52ZM210 222V221H209ZM223 222H225V221H223ZM240 222V221H239ZM38 223V222H37ZM65 223V222H64ZM198 222L196 221V226L198 225L197 224ZM211 223V222H210ZM215 223V224H214ZM214 223H212V225H210V226H212L213 228H214V226H216L214 229H216L218 226L217 225H219V224H217L216 222H214ZM226 223V222H225ZM230 225H232L231 224V222H228ZM233 223V222H232ZM234 223H236V222H234ZM233 223V224H234ZM47 224V223H46ZM50 224V223H49ZM48 224V225H49ZM63 224V223H62ZM214 224V225H213ZM217 224V225H216ZM224 223H222V225H223ZM24 225H23V227H24ZM44 225V224H43ZM53 225H56V224H52V226ZM60 226H61V223L59 224ZM58 225V226H59ZM69 225V224H68ZM108 225H110V226H108ZM126 225V226H125ZM187 226V227H185L184 228V226ZM207 225V224H206ZM221 225V224H220ZM227 225V224H226ZM245 225H246V223H245ZM45 226H47V225H45ZM63 226V225H62ZM199 226V225H198ZM197 226V227H198ZM202 226H203V224H202ZM239 226V225H238ZM39 227V226H38ZM50 227H51V225H50ZM67 227V226H66ZM73 227V226H72ZM97 227V228H96ZM189 227H190V225H189ZM191 227V228H192ZM27 228H29L28 226H27ZM42 228V227H41ZM40 228V229H41ZM59 228V227H58ZM63 228V227H62ZM183 228L185 229V231L183 230ZM200 228V227H199ZM205 228V227H204ZM210 228V227H209ZM213 228H211V229H213ZM227 228V227H226ZM232 228V227H231ZM241 228H244V227H241ZM50 229H53V228H50ZM50 229H48L49 230V232L50 231H52V230H50ZM57 229V228H56ZM119 229H118V233H117V235H116V237L117 236H120L122 233H120L119 234V232H121V231H119ZM121 229V230H122ZM141 229V230H140ZM143 229H144V231H143ZM190 229V228H189ZM213 229V230H214ZM230 229V228H229ZM238 229L239 228H237V231H238ZM45 230V229H44ZM54 230V229H53ZM95 230H98V231H95ZM181 230H183L184 231V233L183 234H185V235H183L182 234V232L183 231H181ZM197 230V229H196ZM210 230V229H209ZM220 230V229H219ZM233 230V229H232ZM242 230V229H241ZM244 230V229H243ZM246 230H247V228H246ZM24 231H25V229H24ZM30 231H31V229H30ZM63 231H66V230H63ZM139 231H142V235H143V233L145 234L144 236L145 237H143L142 235V238H145L146 240H147V242H144L145 244L143 245V242H142V244L140 243L139 245L136 243V242H139V239L137 240L136 238H135V236L136 235H140V232ZM200 231V230H199ZM211 231V230H210ZM209 231V232H210ZM236 231V230H235ZM25 232H27V231H25ZM41 232V231H40ZM44 232V231H43ZM42 232V233H43ZM101 232V231H100ZM101 232V233H102ZM113 232H115V230L113 231ZM187 232V231H186ZM188 232H190V230L188 231ZM207 232V231H206ZM214 232H215V230H214ZM218 232H220V231H218ZM222 232V231H221ZM232 232V231H231ZM240 232V231H239ZM238 232V233H239ZM17 233H19V232H17ZM44 233H46V232H44ZM65 233V232H64ZM110 233V232H109ZM194 233V234H195ZM217 233V232H216ZM247 233V232H246ZM246 233L244 234V235H246ZM32 234V233H31ZM49 234V233H48ZM60 234V233H59ZM59 234H57V235H59ZM115 234V233H114ZM119 234V235H118ZM129 234H130V236H129ZM180 234H182L181 236L182 237H180ZM187 234V235H188ZM223 234H224V232H223ZM226 234V233H225ZM232 234V233H231ZM234 235H235V239L234 240H237L236 238H237V236H238V234L237 233H233ZM243 234V233H242ZM249 234V233H248ZM44 235V234H43ZM65 235H67L68 236V234L66 233ZM125 235H127V233H125ZM200 234L198 233V236H199ZM206 235H210V233L209 234H206ZM205 235V236H206ZM244 235H241L240 234V236L239 237H241L240 239H239V237H238V240L236 241V243L234 244V243H231V244H234L235 245V247H236V249H234L233 248V246H232V248H233V250H231L230 252H229V250H224L223 249V251H222V253H219L218 254V252L220 251V250H222V241L219 243L218 241L219 240H214V241H216V242H214V241H212V242H214V244H216V243H219L220 245H221V249L219 248L218 249V246H220L219 244L217 245H214L211 241L209 242V243H211L210 244V246L211 245H214V246H216L215 248L213 247V248H210V249H213L212 251H213V253H214V256H215V261H219V263H217V262H215L214 261V259L212 258V259H210V263H213V262H215V264H220V262L221 263H223V262H225V264L226 263H228V262H226L225 260H224V258L225 257H227V258H231V261L233 262L232 264H238V263H240L241 262V260H243V263L242 264H247V263H249L248 261H250L251 262V259H253L252 258V256H251V254L252 253H254V251L256 250V249H254V247H252L253 245H251L252 243H250L249 242V244H248V242L247 241H249V239H246L245 237H244ZM1 236V235H0ZM26 236V235H25ZM32 236H34V234H32ZM49 236H51V232H50V235ZM49 236H47V237H49ZM62 236H64V235H62ZM66 236V237H67ZM74 236V237H73ZM96 236V235H95ZM100 236V235H99ZM102 236V235H101ZM109 236H113V234L112 235H109ZM140 236V237H141ZM196 235H194L193 237H195ZM197 236V237H198ZM212 237H213V235H211ZM217 236V235H216ZM232 236V235H231ZM24 237V236H23ZM65 237V238H66ZM69 237V236H68ZM114 238H116L115 236H113ZM124 237V236H123ZM202 237V236H201ZM212 237H211V239H212ZM244 237V238H243ZM246 237H248V235H246ZM25 238V237H24ZM32 238V237H31ZM93 238H95V239H93ZM109 238V237H108ZM139 238V237H138ZM196 238V237H195ZM195 238H193V240L195 239ZM209 238V237H208ZM207 238V239H208ZM214 238V237H213ZM230 238V237H229ZM243 238V239H242ZM49 239V238H48ZM68 239V238H67ZM101 239H102V237H101ZM111 239V238H110ZM109 239V241H111ZM122 241H120V240ZM191 239H192V237H191ZM202 239H203V237H202ZM245 239H246V242H245ZM69 240V239H68ZM97 240H99L100 241V243H99V241H97ZM107 240V239H106ZM137 240V241H136ZM144 239H142V241H143ZM145 240V241H146ZM188 240V241H187ZM197 239H195L194 241H196ZM204 240V239H203ZM200 240L203 244H204V241H206L205 243H208L207 242V240ZM222 240V239H221ZM44 241V240H43ZM46 241H47V238H46ZM71 241V240H70ZM35 242V241H34ZM38 242V241H37ZM125 242V241H124ZM127 242H125V244L127 243ZM131 242V241H130ZM199 242V241H198ZM197 242V243H198ZM200 242V243H201ZM258 242V241H257ZM40 243V242H39ZM38 243V244H39ZM42 243V242H41ZM65 243H67V242H65ZM70 243H72V242H69V244L67 245L66 244V247H65V249H67V250H69V247H67V246H69L70 245ZM122 243V244H121ZM132 243V242H131ZM191 243V242H190ZM193 243H196V242H193ZM193 243H192V247H194V245H193ZM36 244V243H35ZM43 244V243H42ZM99 244V246L100 245H103V246H101V247H99L98 248V245ZM122 246H121V245ZM161 244V247L160 246H158V245H160ZM162 244H163V246H162ZM203 244L200 246L201 247V250H200V248H199V250H197L193 255H191L192 256V258L190 257V259H191V261H192V263L191 264H193V262H194V264H198V263H202V260H208V257H209V255H210V253H209V255H205V254H207L208 253V249H207V252L205 253V251L204 250H202L203 248L205 249V246H207V244L205 245V246H203ZM248 244V245H247ZM261 244V243H260ZM24 245V244H23ZM27 245V244H26ZM30 245V244H29ZM86 245V246H85ZM116 245V246H115ZM142 245H143V247H142ZM189 245H191V244H189ZM256 245H257V243H256ZM262 245H263V243H262ZM31 246V245H30ZM71 246H73V245H71ZM75 246V245H74ZM121 246V248H119ZM126 246V245H125ZM137 246H138V248H137ZM142 248H141V247ZM157 246L158 247H160V249H158L157 248ZM249 246H251L252 248H250ZM258 246V245H257ZM261 246V245H260ZM259 246V247H260ZM26 247H28V245L26 246ZM25 247V248H26ZM31 247H33V246H31ZM36 248H38L37 246H35ZM129 247V246H128ZM228 247V246H227ZM231 247V246H230ZM259 247L257 248V250L259 249ZM24 248V249H25ZM41 248V247H40ZM64 248V247H63ZM71 248V247H70ZM90 249H91V247H89ZM183 248H184V250H183ZM197 248V247H196ZM216 248L219 250V251H215L216 250ZM224 248V247H223ZM263 248H264V246H263ZM35 249V248H34ZM50 249V248H49ZM49 249H48V251H49ZM64 249V250H65ZM128 249H130V248H128ZM135 249H133V251H136ZM215 249V250H214ZM228 249V248H227ZM252 249V250H251ZM40 250V249H39ZM38 250V251H39ZM45 250V249H44ZM52 250V249H51ZM50 250V251H51ZM60 250V249H59ZM67 250H65V252L67 251ZM76 250V249H75ZM75 250H73V251H75ZM77 250V251H78ZM80 250V251H81ZM107 250V251H106ZM194 250V249H193ZM206 250V249H205ZM12 251H17V250H13L12 249ZM12 251H10V252H12ZM22 251V250H21ZM35 251V250H34ZM46 251V250H45ZM61 251V250H60ZM80 251H78V252H80ZM86 251V250H85ZM84 251V252H85ZM191 251V252H190ZM216 253H215V252ZM228 251V252H227ZM259 251V250H258ZM261 251H262V248H261ZM25 252L26 253H29V252H27L26 250H25ZM32 252V251H31ZM31 252H30V254H31ZM57 252V251H56ZM102 252H100L101 254H103ZM223 252H225V253H223ZM9 253V252H8ZM17 253V252H16ZM81 253H82V251H81ZM80 253V254H81ZM87 253V252H86ZM85 253V254H86ZM89 253V252H88ZM95 253V252H94ZM98 253V252H97ZM96 253V254H97ZM106 253V254H107ZM121 253V252H120ZM123 253V252H122ZM124 253H126V254H128L126 251L124 252ZM159 253H160V255H159ZM162 253V254H161ZM255 253H257L256 251H255ZM259 253V252H258ZM263 253V252H262ZM21 254V253H20ZM60 254V253H59ZM64 254V253H63ZM68 254V253H67ZM71 254V253H70ZM84 254V253H83ZM84 254V255H85ZM92 254V253H91ZM95 254V256H97V255H99V253L96 255ZM125 254V255H126ZM130 254H131V252H130ZM134 254H136V252L134 253ZM12 255H13V253H12ZM24 255V254H23ZM82 255V254H81ZM139 255H141V256H139ZM161 255H165L166 256V258L164 257V259L162 258V259H157L158 258V256L160 257ZM260 255V254H259ZM264 255V254H263ZM64 255H62V257H63ZM65 256H67V255H65ZM69 256H71V255H69ZM72 256H73V254H72ZM89 256H90V254H89ZM88 256V257H89ZM106 256V255H105ZM119 256V258H117ZM128 256H130L129 254H128ZM133 256V255H132ZM132 256H130L131 258H132ZM150 256V257H151ZM162 256V257H163ZM205 256H208V257H205ZM213 257V254L212 255H210V257ZM262 256V255H261ZM4 257V256H3ZM3 257H1V258H3ZM17 257V256H16ZM19 257V256H18ZM83 257V260H84V256H82ZM101 257V256H100ZM99 257V258H100ZM103 257V256H102ZM124 257V256H123ZM122 257V258H123ZM129 257V258H130ZM147 257H146V259H147ZM149 257V258H150ZM157 257V258H156ZM167 257H169V260L167 259ZM176 257H177V260H176ZM179 257V258H180ZM206 259H205V258ZM209 257V258H210ZM9 258V257H8ZM11 258V257H10ZM15 258V257H14ZM73 258V261H74V257H72ZM86 258V257H85ZM90 258V257H89ZM106 259H104V260H106L107 261V257H105ZM109 258V257H108ZM175 258V259H174ZM180 258V259H181ZM185 258V259H186ZM217 258H220V259H218L217 260ZM227 258H225V259H227ZM4 259H6L5 257H4ZM12 259V258H11ZM24 259V258H23ZM77 259H79L80 260V258L78 257ZM87 259V258H86ZM102 258H100V260H101ZM116 259H120V261H118V260H116ZM127 259H128V257H127ZM133 259V258H132ZM142 259V260H143ZM168 261H167V260ZM189 259V260H190ZM193 259V260H192ZM261 259V258H260ZM69 260V259H68ZM72 260V259H71ZM76 260V259H75ZM82 260V261H83ZM99 260V261H100ZM135 260V259H134ZM142 260H140V263H141V261ZM153 260H154V258H153ZM160 260H163L162 262L160 261ZM182 260V259H181ZM189 260L187 259V261L189 262ZM199 260H201V262L199 261ZM224 260V261H223ZM228 260V259H227ZM247 262H246V261ZM262 260V259H261ZM96 261V260H95ZM102 261V260H101ZM128 261V260H127ZM139 261V260H138ZM144 261V260H143ZM146 261V260H145ZM148 261V260H147ZM146 261V262H147ZM161 263H160V262ZM166 261V262H165ZM187 261H186V263L185 264H187ZM212 261V262H211ZM245 261V262H244ZM257 261V260H256ZM264 261V260H263ZM21 262V261H20ZM78 262V261H77ZM87 262H88V260H87ZM119 262V263H118ZM123 262V261H122ZM134 262V261H133ZM159 262V263H158ZM163 262H165V263H163ZM258 262V261H257ZM256 262V263H257ZM40 263V262H39ZM90 263V262H89ZM109 263V262H108ZM190 263V262H189ZM188 263V264H189ZM206 263V262H205ZM205 263H202V264H205ZM207 263H209V261H207ZM206 263V264H207ZM209 263V264H210ZM229 263H230V260H229ZM253 263V260H252V262L251 263H249V264H252ZM260 263V262H259ZM261 263H262V261H261ZM14 264V263H13ZM33 264V263H32ZM85 264V263H84ZM88 264V263H87ZM104 264H105V261H104ZM123 264H124V262H123ZM133 264V263H132ZM142 264V263H141ZM144 264V263H143ZM146 264V263H145ZM148 264V263H147ZM149 264H150V260H149ZM167 264H170V263H167ZM214 264V263H213ZM224 264V263H223ZM264 264V263H263Z\"/></svg>",
  "mask_w": 264,
  "mask_h": 264
}]
</instances>
